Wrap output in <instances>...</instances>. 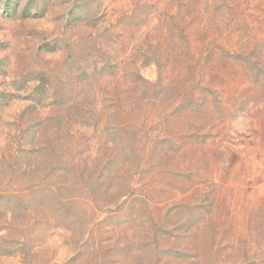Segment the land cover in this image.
<instances>
[{"label":"rangeland","instance_id":"obj_1","mask_svg":"<svg viewBox=\"0 0 264 264\" xmlns=\"http://www.w3.org/2000/svg\"><path fill=\"white\" fill-rule=\"evenodd\" d=\"M0 264H264V0H0Z\"/></svg>","mask_w":264,"mask_h":264}]
</instances>
